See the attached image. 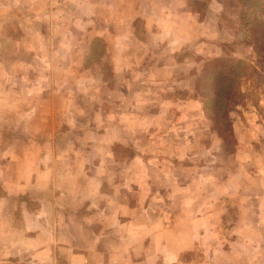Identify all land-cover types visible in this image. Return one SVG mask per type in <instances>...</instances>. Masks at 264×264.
Returning <instances> with one entry per match:
<instances>
[{"label": "rangeland", "instance_id": "obj_1", "mask_svg": "<svg viewBox=\"0 0 264 264\" xmlns=\"http://www.w3.org/2000/svg\"><path fill=\"white\" fill-rule=\"evenodd\" d=\"M214 1L220 5L216 4L217 8L212 10L213 6L211 8L209 6L211 0H181L183 4L186 2L187 7L180 10L182 17L180 14L176 17L187 19V15L192 13L194 23L188 24L189 31L180 35L185 40L183 48L177 49L176 54L167 59L138 57L136 54L146 51L147 48L150 54L155 49L148 46L142 47L136 42L131 44L124 41V37L119 36L117 42L112 44L113 50L118 55L114 60L115 67L122 70L125 66L127 69H132V72L129 76L122 72L111 74V70L110 72L108 70V74L103 79L104 85L99 88L95 82H87L86 86L83 85L84 83L77 84L76 74L79 73L68 76L58 65L60 59L58 60L57 57L40 60L41 63H38L36 70V62L33 60L34 48L41 53L51 49L48 47L45 50V43L39 44L33 41V28L30 27L28 18H24L29 12L23 13L21 6L33 0H0V147L16 146L15 150L4 155L5 162L14 160L17 162L19 152L21 153L22 150L20 173L9 169L0 171V180H15L20 185L32 182L35 176L30 169H33L40 158L45 157L47 160L45 153L49 151L52 153L54 146H62L67 148L66 152L69 151V155L64 154L66 157L76 159L68 162L69 166L76 167L82 174L80 178L85 181L83 184L85 187L79 189L81 196L89 198L94 194L95 182L92 179L95 178L92 173L99 176L103 171L102 179L113 186L116 200L124 202L127 191L119 189L127 173L123 162L130 161L135 152L144 154L145 161L149 160L152 164L162 163L165 173L171 176L175 172V174L180 173L181 177L193 180L192 185H187L188 193L197 197L217 198L214 205L204 204L203 210L206 205H209V210L219 213L222 212L224 203L232 205L234 201L238 202L240 197L235 195L237 188L228 187L225 184L236 183L238 177L230 179V176L237 171L247 180L252 178L254 169L251 158L248 159L247 154H245L247 161H242L243 155L239 159L243 163L242 167L235 168L233 160H228L233 155L232 147L236 142L235 131L238 128L234 127L231 116L234 111L244 109L246 116L250 115L252 118L257 116L259 120H264V103H260L264 102V74L261 72L253 74L248 67L245 71L239 66L235 67L233 74L236 76L238 100L240 99L241 102L230 105L231 108L227 114L228 122L225 125L214 126L211 118L216 113L211 111L209 102H204V97L208 92H213L215 88L218 89L221 86V76L217 70L224 69L232 58L242 60L251 66H254L256 62L252 48L245 44V38L240 34L241 7H234L233 5L237 4L234 0ZM117 5L118 10L123 9V11L115 28L116 34L124 36L125 28L130 30L129 24L128 27L125 24L124 27L119 26L123 24L121 21L127 19L134 25L132 32L134 40H146L148 32L144 29L145 22L146 28H149L148 34L153 40L157 38L154 37L157 35V18L146 16L149 14L139 6L138 0H128V5L119 0ZM168 6L173 8L169 0H159L154 10L158 13L159 10L168 9ZM178 21L183 23L181 20ZM57 32L61 34V31L57 30ZM177 34H183L181 29H170L165 36L173 39L179 36ZM158 42L162 48L167 45L161 39H158ZM62 44L69 47V50L73 46L66 42ZM95 45L96 49L100 50L101 45L99 43ZM77 47L83 49L82 45ZM175 47V44L168 45L166 52ZM54 50L55 56H59L60 50ZM126 51H128L127 59L122 56ZM61 63L63 67L65 64L62 60ZM47 65H53L56 70L53 80L51 74L46 72ZM155 66L158 68L155 69ZM56 81L67 85L64 89L59 85L57 90H50V98L44 99L41 89L51 88V86L56 88L54 85ZM125 81L130 83L128 88L123 85ZM37 89L40 90L41 95L36 91ZM205 106H208L206 114ZM242 112L239 115L244 117ZM63 116L65 118L62 120L65 121L68 118L70 123L59 125L58 122L52 121H59ZM212 127L215 129L214 132ZM61 133H63V140ZM14 134L16 145L13 143ZM33 148L43 149L30 154ZM84 150L89 151L88 156L84 154ZM41 152L43 154H40ZM260 153L262 154L257 156L258 159L261 158V164L258 165L260 170L255 172V177L260 179L262 176L264 179V144ZM180 158H182V165L178 167L176 162ZM1 164L3 165L4 162ZM116 164L120 165L116 166ZM189 165L194 166L193 176H188L187 171L185 172L190 168ZM209 165L212 167L211 170ZM227 165L230 168L224 171L223 168ZM83 168L86 169L84 173ZM211 172L215 176L212 183L215 182L214 184L217 185L207 186L206 175H210ZM134 174L135 172H133L131 184L136 187L139 184L137 182L139 173L136 172L135 180ZM151 175L156 174L151 173ZM54 178H60V175ZM129 178L131 175H128ZM169 181V179L165 182L160 180L161 189L165 192L164 207L167 213L174 210L170 201L174 187L169 184ZM150 183L156 185V179L152 178L149 180ZM224 187L225 194L221 195ZM16 188L7 187L6 190L1 188L0 196L2 194L5 196L17 190ZM245 188L241 187L240 190L245 192ZM233 190L236 191L231 192ZM132 195L135 196L136 193ZM24 196L23 194L20 197L22 201ZM224 196L228 201L223 203L221 200ZM127 197L129 199L130 196ZM87 202L88 206L84 209V213L88 214L96 209V204L92 199L90 202V198ZM77 203L75 207L82 204L79 201ZM115 203L117 202L109 201L107 204L112 206ZM163 204L158 198L147 205L156 210ZM190 205L187 204V209L191 207ZM196 206L197 204L194 203L193 208ZM97 209L101 208L97 207ZM113 210L117 216L119 209L114 207ZM217 216V219L209 221L208 226L211 231L212 228L215 229V238H225L227 230L226 233L222 230ZM137 217L135 212L134 219ZM88 222L93 224L92 220ZM249 227L251 228L252 225ZM230 229L231 227L228 232ZM244 232L249 235L247 231ZM256 232L257 236L264 237V228L259 227ZM230 236H232L231 239ZM228 237L227 245L232 243V240L238 241L236 235L228 234ZM205 241L206 236L203 235V238L199 239L201 246ZM215 250L214 257L223 259L221 255L224 253L218 249ZM229 253L226 252V255ZM205 254V250L200 251V247H197V251L183 253L181 262L201 263L205 259ZM249 256L251 257L250 254ZM239 259L235 258V260Z\"/></svg>", "mask_w": 264, "mask_h": 264}, {"label": "crops", "instance_id": "obj_2", "mask_svg": "<svg viewBox=\"0 0 264 264\" xmlns=\"http://www.w3.org/2000/svg\"><path fill=\"white\" fill-rule=\"evenodd\" d=\"M118 1L33 0V2H25L21 7H23V13L29 12L24 18H28V23L33 28V41L39 44L45 43V50L48 47L51 49L41 53L34 48L33 60L36 62V70L38 63H41L40 60L57 57L58 60L60 59L58 65L68 76L79 73L76 74L77 84L84 83L83 85L86 86L87 82H95V85L100 88L104 85L103 79L108 74V70L109 72L111 70V74L122 72L129 76L132 72V69H127L125 66L122 70L115 67L114 60L118 55L113 50L112 44L117 42L119 36L124 37V41L131 44L136 42L142 47L148 46L155 49L152 54L148 52L149 48L136 54L138 57L143 56L144 59L149 56L164 60L174 56L177 49L183 48L185 40L180 35L189 31L188 24L194 23V14L192 13L187 15V19L176 17L178 14L181 16L180 12L186 9V2L183 4L181 0H169V3L173 4V8L168 6V9L159 10L157 13L154 9L159 0H138L139 6L149 14L144 15L157 18V35L154 37L161 39L164 44L167 43L162 48L159 44L160 41L158 42L157 38L153 40L148 34L149 28H146V22L144 29L148 33L144 41L143 39H133L134 25L127 19L121 21L123 24L119 26L124 27L125 24L128 27L129 24L130 30L125 28L124 36L115 33L118 19L122 17L123 11L121 8L118 10ZM122 1L128 5V0ZM216 4L220 5L214 0L209 2L210 8L213 6L212 10L217 8ZM213 17L216 18L214 14ZM21 20L22 18L19 21L20 24ZM177 28L181 29L183 34H177L179 36L173 37V39L165 36L167 31ZM57 30L61 31V34ZM63 42L68 45L73 44L72 48L69 50V47L62 44ZM98 43L101 45L100 50L96 49L95 44ZM171 44L176 45L175 49L166 52L167 46ZM81 45L83 49L77 47ZM54 49L60 50L59 56H55ZM122 56L127 59L128 51L124 52ZM61 60L65 64L63 67H61ZM154 68L156 69L158 66ZM55 71L53 65H47L46 72L51 74L52 80L56 74ZM129 84L127 81L123 85L128 88ZM54 85L56 88L54 86L51 88L37 86L42 88L44 99L50 98V90H57L59 85L64 89L67 84L56 81ZM36 91L40 95L42 94L40 90ZM241 111H243L244 117L239 115ZM64 118L65 116L59 121H52L58 122L59 125L70 123L68 118L65 121L62 120ZM231 120L234 127L238 128L235 131L236 142L232 147L234 148L233 155L228 160H233V165L238 168L242 167V161L251 158L254 172L253 177L248 180L239 175L238 171L231 173L230 179L233 177H238V179L235 181L236 183H226L225 185L235 186L234 188H237L235 195H239L240 199L231 205L224 203L228 201L224 196L221 200L224 203L222 212L218 213L208 208L209 205L215 204L217 198L197 197V195L188 193L187 185H192L193 180L181 177L180 173L175 174V172L171 176L169 173H165L162 163L152 164L149 160L145 161L144 154L134 152L130 161L123 162L127 173L124 183L119 189L127 191L125 201L116 200L113 186H110L111 184L109 185L110 182L108 183L107 180L102 179L103 171L99 176L92 173L95 179H90L95 182L93 184L95 191L89 198L90 202L92 199L96 204V209L91 210L92 212H88V214L84 213L89 198L81 196L79 189L85 187L83 185L85 181L80 178L81 172H78L76 167L69 166L68 163L76 159L64 155L65 153L69 155V151L66 152V147L54 146L52 153L50 151L45 153L47 160L45 157L44 159L40 158L33 169H30L35 176L32 182L20 185L15 180H0V190L1 188L6 190L7 187H17V190L0 196V264H264V237L256 234L259 227L264 228V179L262 176L260 179L255 177V172L260 170L258 165L261 164V158L258 159L257 156L262 154L260 152L264 144V120H259L257 116L255 118L250 115L246 116L244 109L234 111ZM61 139H64L63 133H61ZM14 140L13 143L16 142L15 134ZM15 149L16 146L0 147L1 172L9 169L20 173L22 150L21 153L19 152L17 162L16 160L5 162L4 159V155ZM42 149L33 148L30 154ZM84 154L88 156L89 151L84 150ZM241 155L244 156L242 161L239 160ZM215 156L218 160L216 154ZM181 161L182 158L177 160L176 166L180 167ZM1 162L4 164L2 165ZM118 165L116 164V166ZM189 166L190 168L185 172L187 171L188 176H193L195 174L194 166ZM209 167L211 170V165ZM229 168L230 166L227 165L223 169L227 171ZM85 170L83 168V173ZM103 170L105 171V169ZM133 172H135L134 180L136 172L139 173L137 178L139 184L136 187L131 184ZM151 173L156 175L153 176ZM209 174L206 175L208 177L206 185H217L214 184L215 182L212 183L215 178L214 174L212 172ZM57 175H60V178H54ZM128 175H131V178L128 179ZM152 178L156 179V185L149 184V180ZM167 178L170 180L169 184L174 187L173 196L171 195L170 198L174 210L168 213L164 207L165 192L162 191L160 183V180L168 181ZM107 187L109 188L107 189ZM241 187H246L245 192L240 190ZM225 191L224 187L221 195H224ZM234 191L236 190L231 192ZM133 193L136 195L133 196ZM23 194L25 195L24 201L20 199ZM127 196H130L129 199ZM134 197L137 199L134 200ZM158 198L164 204L156 210L147 205L155 202ZM78 201L82 204L75 207ZM109 201L117 203L110 206L107 204ZM194 203L197 206L193 208ZM187 204H191L189 209H187ZM204 204H209L206 205L205 210H203ZM97 207L101 209H97ZM112 207L119 209L117 216ZM135 212L138 215L136 219H134ZM216 216L220 219L222 230L225 233L227 230L225 238H215V229L212 228L211 231L208 226L211 219H217ZM89 220H92L93 224H90ZM250 225H252L251 228ZM244 231H247L249 235L244 234ZM228 234L236 235L238 241L232 240V243L227 245ZM203 235L206 236V241L201 246L199 239L203 238ZM197 247H200V251L205 250L204 261L201 263L181 262L183 253L197 251ZM215 249L224 253L221 255L223 259L214 257ZM226 252L230 253L226 255ZM235 258L240 259L235 260Z\"/></svg>", "mask_w": 264, "mask_h": 264}, {"label": "trees", "instance_id": "obj_3", "mask_svg": "<svg viewBox=\"0 0 264 264\" xmlns=\"http://www.w3.org/2000/svg\"><path fill=\"white\" fill-rule=\"evenodd\" d=\"M234 1L237 3L233 5L234 7H241L240 34L245 38V44L252 48L256 62L254 66H251L242 60L232 58L224 69L217 70L221 76V86L218 89L215 88L213 92H208L204 97V102H209L211 111L216 113L211 118L214 126L225 125L228 122L227 114L231 108L230 105L241 102L240 99L238 100L236 76L233 74L235 67L239 66L244 71L248 67L253 74L259 72L264 74V0ZM207 108L208 106L204 107L205 114L208 113ZM214 130L212 127L213 132Z\"/></svg>", "mask_w": 264, "mask_h": 264}]
</instances>
